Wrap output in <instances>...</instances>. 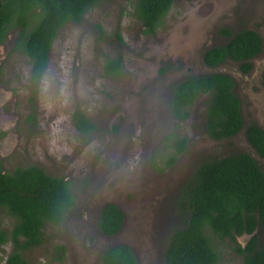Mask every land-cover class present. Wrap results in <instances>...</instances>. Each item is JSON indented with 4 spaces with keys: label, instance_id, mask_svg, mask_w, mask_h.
<instances>
[{
    "label": "rangeland",
    "instance_id": "rangeland-1",
    "mask_svg": "<svg viewBox=\"0 0 264 264\" xmlns=\"http://www.w3.org/2000/svg\"><path fill=\"white\" fill-rule=\"evenodd\" d=\"M224 28L261 34L263 49L251 60L249 73L232 60L216 67L204 63L209 48L229 40L221 32ZM17 32L10 30L0 46L3 168L39 165L70 181L76 196L66 220L46 227L43 245L24 252L28 264H101L103 252L118 243L132 247L137 264H164L169 238L181 224L177 197L205 157L247 151L264 169V157L246 135L250 124L264 128V0H175L154 33L144 31L135 0H98L80 22L60 30L36 86L30 57L16 47ZM117 56L122 58L121 72L107 75V58ZM213 71L235 79L244 118L241 131L222 140L207 132L206 95L185 120L171 111L175 84ZM46 78L52 86L45 92ZM76 109L95 124L91 132L75 128ZM172 133L187 136V147L172 167L162 170L174 151L173 141L166 139ZM109 202L125 217L121 231L112 237L99 227L100 213ZM0 222L10 229L14 219L0 212ZM221 243L223 264H242L231 242ZM56 244L67 248L63 262L55 260ZM11 251L9 243L0 246V264Z\"/></svg>",
    "mask_w": 264,
    "mask_h": 264
},
{
    "label": "trees",
    "instance_id": "trees-1",
    "mask_svg": "<svg viewBox=\"0 0 264 264\" xmlns=\"http://www.w3.org/2000/svg\"><path fill=\"white\" fill-rule=\"evenodd\" d=\"M98 0H0V46L10 30L18 29L16 47L31 59L32 83L36 85L46 70L52 45L60 30L69 22H80ZM175 0H135L136 16L146 33H154L164 22ZM221 32L229 38L223 45L209 48L203 55L209 67L232 60L242 73H249L251 60L263 49L259 32L243 28ZM122 58H107L104 70L115 76L121 72ZM264 86V74L262 80ZM33 86V89L35 88ZM235 79L228 73L213 71L190 75L180 80L171 92V111L180 120L190 116L196 101L206 95L205 124L209 136L222 140L237 135L244 125L241 99ZM36 92V90H35ZM75 128L89 133L95 128L80 109L73 113ZM246 135L255 151L264 157V128L250 124ZM3 136V134H1ZM174 148L164 161L172 167L186 147L187 136L166 137ZM181 224L169 238L164 264H223L221 241L228 239L241 256L242 264H264V169L247 151L225 156L205 157L186 182L176 200ZM76 205L70 181L53 176L36 164L17 166L5 171L0 156V212L14 219L10 229L0 222V246L11 244L5 264H28L24 252L43 245L48 225H60ZM122 209L107 203L99 217L106 236L118 234L124 224ZM245 242L239 238L245 237ZM67 248L54 246L55 260L63 262ZM101 264H137L127 243L108 247Z\"/></svg>",
    "mask_w": 264,
    "mask_h": 264
},
{
    "label": "clouds",
    "instance_id": "clouds-1",
    "mask_svg": "<svg viewBox=\"0 0 264 264\" xmlns=\"http://www.w3.org/2000/svg\"><path fill=\"white\" fill-rule=\"evenodd\" d=\"M51 86H52V81L46 78V79L43 81V90L46 92V91H48V89H49Z\"/></svg>",
    "mask_w": 264,
    "mask_h": 264
}]
</instances>
